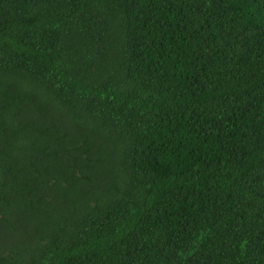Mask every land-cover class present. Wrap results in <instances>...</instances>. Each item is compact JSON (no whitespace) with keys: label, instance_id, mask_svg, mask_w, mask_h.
I'll return each mask as SVG.
<instances>
[{"label":"trees","instance_id":"trees-1","mask_svg":"<svg viewBox=\"0 0 264 264\" xmlns=\"http://www.w3.org/2000/svg\"><path fill=\"white\" fill-rule=\"evenodd\" d=\"M0 264H264V0H0Z\"/></svg>","mask_w":264,"mask_h":264}]
</instances>
